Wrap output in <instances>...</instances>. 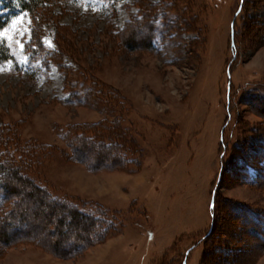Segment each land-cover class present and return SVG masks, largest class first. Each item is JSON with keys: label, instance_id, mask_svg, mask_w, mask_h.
Masks as SVG:
<instances>
[{"label": "rangeland", "instance_id": "rangeland-1", "mask_svg": "<svg viewBox=\"0 0 264 264\" xmlns=\"http://www.w3.org/2000/svg\"><path fill=\"white\" fill-rule=\"evenodd\" d=\"M39 1L28 11L0 0L12 56L0 66L6 148L16 160L35 149L31 178L97 204L116 231L71 259L19 245L0 264H264L238 217L264 222V0ZM92 85L116 91V103L91 100ZM117 119L135 160L128 171L91 173L68 159V129ZM100 151L111 154L88 149L87 159ZM17 196L9 236L49 239L56 218L47 222L21 187ZM77 239L67 227L66 249Z\"/></svg>", "mask_w": 264, "mask_h": 264}, {"label": "trees", "instance_id": "trees-1", "mask_svg": "<svg viewBox=\"0 0 264 264\" xmlns=\"http://www.w3.org/2000/svg\"><path fill=\"white\" fill-rule=\"evenodd\" d=\"M14 1L19 4V8L28 11H35L41 5L39 4V0ZM149 43L148 35V39L146 42H143V46H151ZM123 45L126 49L133 50L137 47V41H135L134 37L127 36L123 40ZM9 51L7 45L3 41H0V66L12 58ZM86 95L94 102L99 103L100 100L103 101V104L109 108L113 103H116L118 98L116 91H107L93 85L88 89ZM102 96H105V99L103 97L102 100ZM253 100L249 99L246 103L250 105ZM84 102H87V100ZM85 104L82 103V105ZM105 110L112 113V111ZM259 112L260 115L264 114L261 109ZM116 122H118V119L115 120L113 126H110L106 120H103L93 126L68 129L64 139L69 146L68 159L81 164L91 173L103 170L128 171L126 170L127 167L133 165L135 160L129 158L122 149L121 143L123 137L121 138V132L118 131ZM9 136L10 131L8 128H0V258L3 257L9 248L19 245H33L54 257L71 259L82 254L87 248L102 243L110 234L116 231L114 229L115 220L110 218L109 214L97 204L74 198H59L48 191L45 185H39L36 180L31 178L26 169H28V166H31L29 158H31L30 161H34L32 155L35 149L24 148L20 154L21 160H16L9 154L6 148ZM120 138L121 142L118 141ZM88 149L95 151L104 149L110 151L111 154L106 155L105 152L100 151L95 153L91 157V161H89L87 159ZM60 154L65 156L63 152H60ZM17 162H22L23 164L20 165ZM18 187L25 190L27 197L37 208H45L47 222L56 218L55 220L58 224L54 223L49 229V239L35 238L27 232L25 235L21 234L19 236L15 234L13 236L10 235L11 237L9 236V229L15 222H20L19 216L22 213L20 215L17 214L18 210L21 211L20 199L17 196ZM235 211L240 210L236 209ZM246 215L250 216L249 213H246ZM246 215L243 212L238 214L240 222L247 227L248 232L256 240H259L260 249L264 251V222L262 219V222L255 220L253 218L254 215L248 219ZM258 217L261 218L264 215L261 214L256 218ZM67 227L78 233L77 244L68 250L64 246V232L67 230ZM212 230L213 223L208 237L212 234ZM34 231L35 227L33 226L31 232ZM54 238L56 240L53 241L52 239ZM236 252L237 254H241L244 250L236 248Z\"/></svg>", "mask_w": 264, "mask_h": 264}]
</instances>
